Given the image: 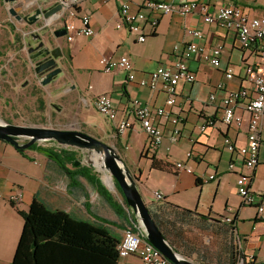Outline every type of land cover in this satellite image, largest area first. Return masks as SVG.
<instances>
[{
    "label": "crops",
    "instance_id": "crops-1",
    "mask_svg": "<svg viewBox=\"0 0 264 264\" xmlns=\"http://www.w3.org/2000/svg\"><path fill=\"white\" fill-rule=\"evenodd\" d=\"M51 2L54 3V0ZM192 2L197 4V8L184 12L182 5ZM223 2L181 0L174 12L159 18L155 34L150 35L149 25L145 24L150 36L140 42L137 32H131L126 27L117 28L121 23L119 0H84L78 7V17L74 24L80 27L79 19L87 16L94 34L90 37H76L72 43H68L65 37L54 38V43L64 52L59 65L65 72L61 82H66L65 89L69 91L64 94L55 93L54 89L59 85L44 87L37 77L33 85L41 91V95L33 97L29 104L36 110L43 108L44 117L55 112L57 119H66L69 128H55L81 131L111 146L120 157L122 165L134 177L148 207L172 204L193 212L190 217L201 221L203 225L202 222L210 224L221 221L209 226L216 233L196 227L186 229L187 240L200 239V245L208 246L216 254L214 259H199L196 254L186 258L199 264H230L231 256L226 244L228 237L225 233L228 223L224 222V219H229L232 220L236 236L241 240L243 257L252 264H264V219H257L256 209L243 204L237 189V179L243 175L249 179V187L253 192L259 194L264 191V117L258 166L255 170H248L244 157L238 153V148L247 146V101L239 102L235 108V112L242 117V124L230 127L222 122L221 102L224 92L249 87L243 70V60L247 56L240 49L235 33L204 20L206 14H215ZM143 3L144 0H131V11H140ZM237 4L250 17L264 15V0H237ZM62 21L59 18L50 22L48 32L53 34L62 29ZM190 31L201 32L203 37L197 39ZM193 42L203 47L204 51L201 56L189 62L190 69L196 74L195 82L181 83L177 88L172 117L178 120L181 130L179 139L177 142L170 139L175 128L172 120L156 118L155 123L161 129L164 139L152 151L148 135L135 118L132 102L137 99L150 108L165 107V92L141 86L140 82L147 80L161 66L172 68L180 56L179 51ZM217 45H221L223 51L219 68H214L204 61L203 55ZM123 56L131 59L135 74L133 81H128V73L122 69L112 72L102 70L101 58L117 59ZM250 59L255 60V56ZM28 63L33 67L30 60ZM26 64V57L18 53L15 66L19 75L22 74V66ZM1 65L0 70L3 71L6 63L2 60ZM229 70L231 76L228 75ZM31 84L23 88V94ZM219 84H223L222 90L218 89ZM10 88L13 89V86ZM212 94L216 96L213 101L210 100ZM102 95H109L116 106L117 120L114 122L102 116L95 106L96 98ZM12 96L10 89L3 96L4 116L1 115V118L7 123L20 125L16 121L17 117L8 112L23 110L27 102ZM11 97L13 101H10ZM123 119H127L131 127L125 132H119L117 125ZM207 122L213 124L202 132L201 127ZM26 126L38 127L39 123L31 121ZM225 138L231 140L236 151L228 150ZM0 145V264H12L24 228L20 211L28 212L34 198L50 209L64 211L76 219L102 227L109 226L122 237L125 229L123 222L105 195L99 192L98 183L102 185L103 191L107 188L111 191L104 180L105 172L96 165L97 160L87 151L63 147L55 142L37 145L38 148L52 150L59 155L64 166L71 172V175H65L58 163L38 149L19 152L10 144L0 141ZM62 151L72 157L60 155ZM69 159L71 162H66ZM179 163L192 172L177 168ZM231 163L236 170H229ZM81 173H86L90 179L82 177ZM210 176H214V179H210ZM18 191L23 193V200L13 205L9 197ZM155 192L163 194V201H157ZM110 194L114 199L113 194ZM122 206L129 214L128 219L131 216L135 223L132 210ZM139 261L137 255H131L118 264H138Z\"/></svg>",
    "mask_w": 264,
    "mask_h": 264
},
{
    "label": "built area",
    "instance_id": "built-area-1",
    "mask_svg": "<svg viewBox=\"0 0 264 264\" xmlns=\"http://www.w3.org/2000/svg\"><path fill=\"white\" fill-rule=\"evenodd\" d=\"M84 0H55L63 8V17L66 21L67 35L65 36L68 43H72L76 37H90L94 31L90 25V19L87 16L81 17L79 20L81 26L77 27L74 20L78 17V7ZM181 0H144L142 9L138 12L131 11V0H119V13L121 23L117 28L126 27L131 32L139 34V41L144 42L150 35L155 34L158 26L159 18L162 15H168L174 12L178 2ZM197 8V4L186 3L182 5L184 12H191ZM204 12L205 9H203ZM206 23L216 24L222 29L236 34L240 49L246 53L244 62V76L249 83V87H241L236 91L224 92L222 96L223 119L225 126H240L242 124L241 115L235 112V108L241 101H247L245 110L249 115L247 146L238 148V153L244 157V164L248 170H255L258 166V152L261 143L262 120L264 117V15L250 17L246 14L241 6L237 4V0H224L218 7L215 14H206L204 18ZM149 25L150 35L146 32V25ZM190 34L197 39H201L203 34L198 31H190ZM179 49V48H177ZM203 47L193 42L185 45L179 52L180 56L175 61L172 68L159 67L149 75L147 80L140 82L141 86H148L153 90L160 89L166 94V106L159 108H150L144 106L137 99L133 100L134 115L141 129L148 135L150 144L149 148L155 151L163 142L164 135L161 129L156 125V118H164L172 120L175 124L173 134L170 137L172 142H177L180 136V127L178 120L173 116V108L176 105L177 88L181 83L192 84L196 80V74L189 67L192 59L202 55ZM223 51L221 45H217L208 53L203 55L204 61L214 68H219L220 58ZM255 56V60L250 59ZM100 64L104 72H112L115 69H122L128 73V81L135 80L133 72V64L129 57L120 58L103 57ZM229 70L228 75L231 76ZM218 89H223V84L218 85ZM215 94L210 96L213 101ZM95 106L98 112L114 122L117 120V109L109 95H102L96 98ZM213 122H207L201 127L203 132ZM131 127V123L127 119L121 120L118 125L119 132H125ZM225 143L230 152L237 150L235 145L229 138H225ZM1 150V145H0ZM192 156V154H188ZM177 168L184 169L181 163L177 164ZM188 172H192L190 168H185ZM229 170H236L234 164L229 165ZM214 179V176H210ZM238 193L242 198L243 204L254 207L257 213V219H264V191L256 194L249 187V179L240 175L237 179ZM157 201H162L164 196L160 192H155ZM10 202L18 205L23 200L22 192H15L9 197ZM227 223L232 220L224 219ZM233 224V223H232ZM136 228V229H134ZM134 228L128 227L122 232V239L118 245L119 260L128 258L131 255L139 257L138 264H173L151 243H149L142 231L134 223ZM264 229V224H263ZM234 243L237 251V264H252L250 260L243 257L241 251V240L235 234Z\"/></svg>",
    "mask_w": 264,
    "mask_h": 264
},
{
    "label": "trees",
    "instance_id": "trees-1",
    "mask_svg": "<svg viewBox=\"0 0 264 264\" xmlns=\"http://www.w3.org/2000/svg\"><path fill=\"white\" fill-rule=\"evenodd\" d=\"M32 149L44 152L49 159L58 163L65 175H71L58 154L52 150L38 148L37 145L29 148V150ZM25 151L19 150V152ZM60 155L72 157L71 154L64 151ZM66 162L69 163L71 160H66ZM80 175L90 179L86 173ZM98 185L100 187L99 192L105 195L123 222V227L125 229L134 228L133 218L130 216L128 219L129 214L125 208L114 201L107 190L103 191L101 184L98 183ZM117 187L122 194L118 184ZM124 206L128 208L125 198ZM148 209L163 236L175 251L186 257L196 254L199 259L200 257L206 260L214 259L216 254L209 247L187 240L188 231L186 229L196 227L205 232L216 233V230H211L209 226L216 224L215 222L221 223V221H214L210 224L202 222L203 225L201 221L190 217L193 212L172 204H156L148 207ZM20 215L24 219V228L12 264H118L120 261L118 245L122 237L109 226L102 227L76 219L64 211L52 210L37 198H34L28 212L20 211ZM107 224L109 225L110 222L107 221ZM225 233L228 237L226 244L228 243V253L231 256L230 264H237L232 223H228Z\"/></svg>",
    "mask_w": 264,
    "mask_h": 264
},
{
    "label": "water",
    "instance_id": "water-1",
    "mask_svg": "<svg viewBox=\"0 0 264 264\" xmlns=\"http://www.w3.org/2000/svg\"><path fill=\"white\" fill-rule=\"evenodd\" d=\"M7 4L10 17L20 26L30 27L31 36L28 53L33 64L35 74L41 80V85H59L55 93H67L64 70L59 66L64 58L63 49L54 43V38H63L67 35L66 21L63 17V8L51 0H3ZM22 1V2H21ZM61 17L63 28L50 34L49 24ZM48 32V33H47ZM37 44V45H36ZM36 45V46H33ZM64 77V78H63ZM75 86L72 88L74 89ZM0 141L10 144L17 150H28L33 145H44L55 142L63 147H71L87 151L100 168L98 161L103 157L106 171L110 173L118 184L135 216V223L142 231L145 239L159 250L173 264H199L179 254L163 236L154 221L148 206L144 202L137 182L130 172L122 165L115 150L100 140L77 130H65L49 127L23 126L4 123L0 120Z\"/></svg>",
    "mask_w": 264,
    "mask_h": 264
},
{
    "label": "rangeland",
    "instance_id": "rangeland-1",
    "mask_svg": "<svg viewBox=\"0 0 264 264\" xmlns=\"http://www.w3.org/2000/svg\"><path fill=\"white\" fill-rule=\"evenodd\" d=\"M30 30V27L24 28L23 26H20L14 18L10 17L7 10V4H5L3 0H0V37L3 36L2 39L0 38V68L2 67V60L6 63V66L2 68L3 71L0 70V120L4 123H7L1 118V115L4 116V110L2 111V98L10 89L11 94L15 98H18L21 102H27L24 103V108L21 111L13 110L12 113L11 110L10 112L6 110L9 115L19 118L18 120L16 118V121L21 123L20 125L25 126L33 121L35 123H39L38 127L55 128L56 126H58L69 128L66 119H57V113H48V115L44 117L43 108H40L42 110H36L29 104V100L33 99V97L35 96L41 95V91L33 85L34 82H37V76L33 67L28 63V61L30 60V55L28 53V44L32 42L31 36L28 35ZM18 53L23 54L27 59V66H22L23 70L22 74L20 75L19 70H16L17 68L15 66V58H17ZM31 82L32 84L27 89H25L23 94V88L27 87ZM11 86H13V89L10 88ZM12 97L10 101H13ZM5 118L7 119V117ZM101 170L104 172L103 168H101ZM101 174L103 175V173H100V175ZM106 174L108 173H105L104 176ZM105 182L107 186L111 188V191L108 188L107 190L113 194L114 200L124 205V198L120 193L116 181L113 179V177L112 179L106 178ZM190 233L193 234V232ZM192 240V243H196L199 245L201 244V241L198 238H194ZM184 251L187 250L184 249Z\"/></svg>",
    "mask_w": 264,
    "mask_h": 264
},
{
    "label": "bare ground",
    "instance_id": "bare-ground-1",
    "mask_svg": "<svg viewBox=\"0 0 264 264\" xmlns=\"http://www.w3.org/2000/svg\"><path fill=\"white\" fill-rule=\"evenodd\" d=\"M98 164L100 165V169L101 168H103L104 169V171H106V166H105V162H104V159H103V157H101L100 158V160L98 161ZM108 173V172H107ZM106 176V178L108 179V178H111L112 179V175L110 174V173H108V174H106L105 175ZM105 176H104V180H105ZM106 183V182H105ZM109 187V186H108ZM110 188V187H109ZM111 189V188H110Z\"/></svg>",
    "mask_w": 264,
    "mask_h": 264
},
{
    "label": "flooded vegetation",
    "instance_id": "flooded-vegetation-1",
    "mask_svg": "<svg viewBox=\"0 0 264 264\" xmlns=\"http://www.w3.org/2000/svg\"><path fill=\"white\" fill-rule=\"evenodd\" d=\"M37 45V44H36ZM36 45H33V46H36Z\"/></svg>",
    "mask_w": 264,
    "mask_h": 264
}]
</instances>
